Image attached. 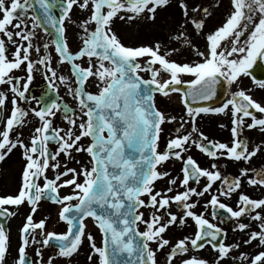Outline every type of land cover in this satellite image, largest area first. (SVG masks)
Wrapping results in <instances>:
<instances>
[{
  "label": "snow or ice",
  "instance_id": "6c2138e0",
  "mask_svg": "<svg viewBox=\"0 0 264 264\" xmlns=\"http://www.w3.org/2000/svg\"><path fill=\"white\" fill-rule=\"evenodd\" d=\"M37 7L39 13L33 11ZM216 7H224L223 0H216ZM74 8L88 13L80 24L81 46L75 52L70 49L66 27ZM169 8L173 14L178 13L173 28L178 34L173 39L182 40L198 60L172 59L178 49L163 51L159 40L126 45L113 30L116 19L155 24L158 12ZM226 12L219 26L205 32L206 18L212 12L196 0H0V86H8L7 91L0 88V162L17 149L23 160L17 194L0 195V217L16 216L13 207L18 209L25 203L31 206L19 230L15 255L10 230L0 221V264H56L58 258L71 264L85 240L90 247L89 264H161L158 253L166 247L169 251L163 264H176L178 257H186L179 264H224L226 259L264 264V197L252 198L239 192L235 209L221 199L232 198L244 179L251 186L264 188V168L251 167L252 159L264 154V141L250 147L244 135L245 127L264 132V100L258 101L251 89L238 86L220 106L209 103L217 97L218 88L220 95H225L232 85H239L242 77H250L264 90V78L257 75L264 76V0H228ZM38 29L48 35L59 63L71 65L76 87L69 85V90L78 99V117L71 106L52 99L47 90L40 98L27 94L37 65L44 66L43 75L54 91H58L57 80L69 81L68 76L58 75L50 44L45 43L42 51L33 43ZM198 37L205 40L203 50L193 42ZM9 45L14 48L11 56ZM33 52L38 57L35 61ZM85 59L86 67L77 62ZM18 70L26 76L15 75ZM141 72H149L150 76L145 78ZM162 73H167L168 78L162 79ZM185 75L190 78L185 79ZM91 78L96 80L95 92L87 90ZM10 94L12 107L4 117ZM157 94L179 95L182 114H166L159 109ZM21 100L36 102L37 107L30 111L40 121L27 138L23 132L13 135L29 116ZM61 109L69 125L67 130L54 126ZM229 112L230 142L210 139L198 126L204 114ZM170 122L177 125L176 134L170 135L161 151L162 126ZM86 138L90 143L82 142ZM193 147L212 160L243 161L248 166L241 167L236 176L225 174L216 163L202 167L189 154ZM73 152L86 153L90 158L87 163L77 161L79 170L60 162L62 154L72 158ZM171 159L182 163V179H171L166 191L155 190L156 181L170 175L158 166ZM49 169L56 170L54 178L47 175ZM69 175L71 178H66ZM201 178L206 180L202 190L191 186L199 184ZM217 182L220 187L205 202L204 212L194 211L198 201L191 198H203ZM178 183L184 190L168 195ZM64 187L71 191L61 195ZM44 199L60 205L58 216L66 223V231H49L46 219L34 220ZM172 203L182 208V215L167 211ZM143 208L153 210L148 218ZM209 208L214 218L221 211L235 218L233 231L247 233L242 244L261 250L252 255L240 251L232 257L233 250L240 249L241 244L224 242L221 237L227 233L207 218ZM245 218L250 222H242ZM88 219L100 232L99 244L88 231ZM188 219L195 224L193 234L175 243L165 238L171 227L187 226ZM37 244L34 259L28 249ZM206 247L216 253L212 260L191 255ZM47 248L56 249L55 255L45 258Z\"/></svg>",
  "mask_w": 264,
  "mask_h": 264
},
{
  "label": "flooded vegetation",
  "instance_id": "af4514ba",
  "mask_svg": "<svg viewBox=\"0 0 264 264\" xmlns=\"http://www.w3.org/2000/svg\"><path fill=\"white\" fill-rule=\"evenodd\" d=\"M34 11V10H33ZM162 10L159 11V13ZM57 12V11H56ZM88 15V13L84 12H80L77 13L75 15H71V20L69 22H66V27H67V36L69 33H73V36L75 38H79L80 40L76 43L77 45L81 42V28H80V24L83 21L84 18H86V16ZM129 25H133L134 21H128ZM29 27L31 25V20L28 21ZM113 30L116 31V33L118 34V36L121 38L122 42H124L126 45L129 46H138L141 45L142 42L133 39L132 35H130L129 32V26H127L126 21H121L119 19H116L114 22V26H113ZM41 34H43L46 38V43H50L49 41V37L46 33L43 32L42 29H38L37 30V35L36 38L33 39V43L34 44H38L40 45V36ZM52 45V44H51ZM74 43L70 44L71 49L74 47ZM81 46V45H80ZM49 50L51 51L52 56L54 57L56 55L55 52V48L54 46H50ZM14 51V48L11 46V50L9 48V54L11 56L12 52ZM76 50H73V52H75ZM32 59L35 61L38 59V57L36 56L35 52H33L32 54ZM83 64V66H87V60H83V61H77ZM143 63V61H141ZM54 64V62H53ZM65 66L70 68V64L69 63H64ZM41 69V65H37L36 70L34 71L33 75H34V80L31 83L30 87H29V91H28V95L29 97L31 96H36L37 98L41 97V94L48 88V83H47V78L45 77V81L44 83H42L41 77H40V71ZM15 75L17 76H26V73L24 71L18 70L15 72ZM59 75V74H58ZM141 75H143L145 78H148L150 76L149 72H141ZM56 83H61L59 80L56 81ZM243 87L245 89H251V94L253 95V97L255 99H257L258 101L264 100V90L260 89L258 86H256L252 79L250 77L247 78H241V81L239 83V85H232L231 89L228 93H226L224 99L216 104V105H212V106H220V104H222L224 102V100L226 98L230 97V92L231 91H236L237 87ZM0 88H2L4 91L8 90V86L7 85H2L0 86ZM87 90L88 91H92L95 92L97 91L96 88V80L95 78H91L88 82L87 85ZM65 102H68V98L66 96H64ZM156 106L161 109L162 111H164L166 114H171V115H180L182 114V108L183 106L180 105L179 103H173L172 101L168 100V96L165 97L161 94H157L156 97ZM11 94L9 95V103L7 104L6 108L4 109L3 115L10 114V109L12 107L11 103ZM21 106L25 107L26 109L29 110V116L26 117L25 119L27 120L23 126H17L15 133L13 134L14 136L20 132H23L24 137L27 138L29 136L30 131L36 127L39 126L40 121L38 120V118H36L35 116H33V114L31 113L30 109L32 107H37L36 102L34 100H30V102H25L23 100L20 101ZM61 118L62 120V125H59L57 122V119ZM248 122L250 123L251 121L248 120ZM223 125V127H222ZM54 126L58 127V128H63L65 130L68 129L69 125L67 123V121L64 120L63 118V109H61L60 111L57 112L55 118H54ZM176 124L175 122H170V123H166L164 124L163 127V132L161 134V139H160V150L163 151L166 148V144H167V140L170 138V135H175V128H176ZM198 126L200 127L201 130H203L210 139L213 140H219L221 142H230L231 140V113H227V114H204L202 115L199 119H198ZM187 127V125H186ZM190 130V128H189ZM255 129H247L245 127L244 129V135L247 136V138L249 139L250 142V147L261 143L262 141H264V132L260 131L258 129V135L255 133ZM51 147L53 149L56 148L55 144H52ZM86 154V153H85ZM189 154L193 155L194 158H196L198 160V162L201 164L202 167H209L211 163H216L218 164V166L220 167L221 171L224 172L225 174H232V176H236L239 174V169L241 167H246L248 166L246 162H234V161H230V160H225L224 158H220L219 160H212L211 158L207 157L205 154L201 153L198 149L196 148H192L190 149ZM60 162L61 164H66L67 167L68 166V157L65 155H61L60 156ZM23 165V160L21 157V151L19 149L14 150V153L10 155L9 158H7L4 162H0V195H7V194H17L18 192V188L20 186V172H21V168ZM160 171H167L169 172V177H165L163 179L157 180L155 183V190H160V191H166V189L171 186L169 181L171 179L177 178L179 177L180 179H182V174H181V167H182V163L180 161H177L175 159H171L165 163H163L162 165L158 166ZM251 167L253 168H264V154H258L255 158L252 159L251 161ZM55 171L54 169H49L47 175L49 176V178H54L55 175ZM61 171H63V168H61ZM68 179L71 178V175H69L68 177H66ZM43 179H41L40 183L43 184ZM206 183V180L204 178H201V181L199 184H195L192 183L191 186L192 187H196L198 188V190H202L203 185ZM220 187L219 182H217V184H215L213 186V190L210 193H206L205 196L203 198L198 197V196H193L191 199L192 201H198L196 208L194 209V211H196L197 213L200 212H204V205L205 202L207 200H209L211 198V195L214 194L216 192V190ZM173 192L172 193H168V195H174L176 191H183V187L179 185V183L176 186H173ZM250 189L252 190H256V191H250ZM71 191V188L69 187H64L60 190L61 195L67 194ZM239 192H243L246 194H250L252 196V198H262L264 197V188H258V187H254L251 186L247 183V180L244 179L242 181V187L241 189L238 190L237 193L233 194L232 198H224L221 197L222 201L224 203L229 204L230 206H232L234 209L238 207V196H239ZM144 199H147V197L145 196ZM47 203V202H45ZM141 211H143L145 213V218H148L150 213L153 211L150 208H143L141 209ZM167 211H171L176 213L178 216L182 215V208L179 207L177 204L172 203L171 206L167 209ZM23 212L22 209H19L17 211V215ZM44 210L42 209H38V211L36 212V215L38 216L39 214H43ZM161 212L163 213L164 210H161ZM212 209L209 208L206 216L207 218L212 221L213 223L218 224L220 227L224 228L227 235L224 236V242L228 243V244H241V248L240 249H235L233 250V252L231 253V256L233 257L236 253L238 254L240 251H244V249H246L247 246L242 244V240L246 237L247 233H242L239 231H233V229L235 228V218H231L229 216V214H227L226 212L221 211V214L217 217H213L211 215ZM16 215V216H17ZM21 216V215H20ZM248 218H245L242 222L244 223H249ZM142 230H144V225L141 224ZM8 228V227H7ZM195 231V224L193 222V220L188 219L187 221V226H183V225H176L173 226L169 229V231L165 234V238L169 239L170 241H172V243H175L178 239L182 238L184 235H191L193 234ZM154 248L156 247L155 243H153L152 245ZM169 251V248L166 247L162 252L158 253V257L159 260L161 262V264H163L164 261V256L165 253H167ZM191 255H196L199 257H205L208 258L210 260H212L216 253L214 252V250H212L210 247H206L205 249L199 250V251H193L191 253ZM186 257H178L177 258V262L180 261V259H183ZM228 259H226L225 261H227Z\"/></svg>",
  "mask_w": 264,
  "mask_h": 264
},
{
  "label": "rangeland",
  "instance_id": "374dc122",
  "mask_svg": "<svg viewBox=\"0 0 264 264\" xmlns=\"http://www.w3.org/2000/svg\"><path fill=\"white\" fill-rule=\"evenodd\" d=\"M196 3L202 4L204 7H208L209 10L212 12V15L208 18H206V29L205 32L213 29L214 27L219 26L225 19V16L227 15L226 9L228 7V0H223L224 7H216V0H196ZM75 11V10H74ZM78 13V12H74ZM178 13L173 14V9H164L160 13H158V19L155 24H152L146 20H136L134 21L133 25H129V22H126L127 26H129V34L132 35L133 39H136L140 42L141 44H153L157 40H159L162 45H163V51H167L170 48H176L178 49V52L175 53L171 58L177 61H196L199 59L194 52L183 43V41H176L173 39L175 35L178 33L173 31V28L176 26L175 22L177 20ZM246 38V37H245ZM68 39L70 44L74 43L76 44V38L73 36V33L68 34ZM193 42L197 44L198 47L201 48V50L204 49L205 47V40L203 37H198L194 38ZM11 47V45H9ZM11 50V48H10ZM54 61V57H53ZM59 62V61H54ZM64 66V67H63ZM60 65L57 63L56 69L57 73L60 75H65L69 77V83L65 85L64 83H59L56 84L57 88L62 91V93L69 99L68 102L72 106H76V98H75V93L74 91L69 90V85L74 89L76 87L75 83L73 82V78L71 76V73L69 69L65 68V65ZM158 67V65H157ZM164 78H168L167 73H162ZM185 79L190 78L189 76L185 75ZM264 99V97H263ZM75 115L78 117L79 116V110L75 113ZM27 121V120H26ZM57 122L59 125H62V120L61 118L57 119ZM258 130L255 131V133L258 135ZM84 144H86V139L82 141ZM68 166L72 168H77V170L80 169V164L77 163V161H80L82 163H87L89 161L88 155L85 153H75L73 152L72 158L68 157ZM90 166V165H89ZM82 179V177H81ZM250 191H256L250 189ZM250 197H252L249 194ZM15 212H17L19 209H22L23 212L19 214V218L16 219V216H13L11 220L8 223V229L10 230L11 233V240H12V254L15 255L16 252V246L19 243L18 240V229L19 226L23 222V218L25 217L24 215L27 213V210L24 211L23 207H20L18 209L13 208ZM60 209V205H55L53 208H49L45 210L43 214L41 213L40 216H42V219H46L47 221V229L49 231L55 230V231H66L67 230V225L65 222H62L59 220L58 212ZM249 221V220H248ZM250 222V221H249ZM88 231L92 232L93 235L96 238L97 244L101 242V235L99 230L95 227L94 222L91 219H88L86 221ZM255 226V225H254ZM39 247V245H32L29 247L28 252L29 254L35 259V248ZM261 250L256 248L255 246L249 247L247 246L246 249H244V252H247L249 255L254 254L256 251ZM54 249L47 248L44 250V256L47 258L49 255H55ZM90 252V247L89 243L87 240H85V243L80 249V252L78 255H75L72 260L71 264H89L87 256ZM238 254L236 253L233 257H237ZM95 259V258H94ZM9 260L11 261V257H9ZM210 260V259H209ZM37 264L39 262L37 261ZM56 264H67V262L64 259L58 258L56 261ZM179 264V261L178 263ZM224 264H242L241 261L237 259H228L227 261L224 262Z\"/></svg>",
  "mask_w": 264,
  "mask_h": 264
}]
</instances>
